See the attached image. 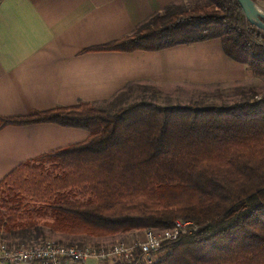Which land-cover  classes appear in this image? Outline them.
<instances>
[{
  "label": "trees",
  "instance_id": "trees-1",
  "mask_svg": "<svg viewBox=\"0 0 264 264\" xmlns=\"http://www.w3.org/2000/svg\"><path fill=\"white\" fill-rule=\"evenodd\" d=\"M228 37L226 56L264 78V31L237 0L168 6L130 35L84 52H156ZM243 97L221 105L142 100L116 112L80 102L0 117V130L54 124L88 133L0 181V234L102 239L184 221L196 230L163 243L152 264H264V96ZM142 261L135 250L124 264Z\"/></svg>",
  "mask_w": 264,
  "mask_h": 264
},
{
  "label": "crops",
  "instance_id": "crops-1",
  "mask_svg": "<svg viewBox=\"0 0 264 264\" xmlns=\"http://www.w3.org/2000/svg\"><path fill=\"white\" fill-rule=\"evenodd\" d=\"M189 1L0 0V117L80 102L108 112L142 100L167 105L155 97L186 105L179 101L186 90L198 97L199 88L256 81L226 56L224 38L156 52H84L130 35L168 6L182 10ZM87 137L83 130L54 124L1 129L0 181L23 162ZM103 240L110 239H92Z\"/></svg>",
  "mask_w": 264,
  "mask_h": 264
},
{
  "label": "built area",
  "instance_id": "built-area-1",
  "mask_svg": "<svg viewBox=\"0 0 264 264\" xmlns=\"http://www.w3.org/2000/svg\"><path fill=\"white\" fill-rule=\"evenodd\" d=\"M196 230L190 222L177 221L170 229L144 231L141 240L98 246L78 247L54 242L37 246H16L0 243V264H106L119 260L129 262L135 250L143 254V262L152 264L151 253L157 251L165 242H173L180 236Z\"/></svg>",
  "mask_w": 264,
  "mask_h": 264
},
{
  "label": "rangeland",
  "instance_id": "rangeland-1",
  "mask_svg": "<svg viewBox=\"0 0 264 264\" xmlns=\"http://www.w3.org/2000/svg\"><path fill=\"white\" fill-rule=\"evenodd\" d=\"M259 7L260 11L263 13L264 11V0H256ZM199 3H204V0H190L185 4V8L182 10H186L188 8L193 7L196 4ZM263 11H262V10ZM230 38H225L226 42ZM230 44V43H229ZM228 45V44H226ZM199 91L201 94L196 97V95L191 94L190 91L194 90H186L183 93L181 99H179L180 104H196L199 105H205V104H213V105H221V104H231L233 102L242 100L244 95H248L249 91H254L255 94H257V98L263 97L264 96V78H257L256 81H248L246 84H234V85H218V86H213V87H205V88H199L196 89ZM190 93V94H189ZM156 98V99H155ZM152 98V100H155L159 102L160 104H165L169 105L170 103H174V100H165L163 97H161L159 100L157 97ZM179 101L177 104H179ZM132 102V101H131ZM130 102H127L126 104L119 105L121 107L128 105ZM118 109H110V112H115ZM132 233V234H131ZM126 235H117L115 237H109V238H102V239H110V240H103L98 243H94L92 239L94 238H87V237H81V236H67V235H60V234H54L51 233L47 230L44 231L43 236L41 235L40 237L37 238V240H20L16 238H10L7 237L3 234H0V243L6 242L8 244H23L25 246H37L40 244H43L45 242H54V243H61L65 245H70V246H78V247H87V246H98L100 244H106V245H111V244H116L118 242H124L125 244L130 245L131 242L136 241V240H141L142 237L137 234L143 235V232H131ZM135 233V234H133ZM91 240V241H90ZM93 242V243H92ZM119 261V260H116ZM123 262V261H122ZM123 262L122 264H124ZM145 264V263H144Z\"/></svg>",
  "mask_w": 264,
  "mask_h": 264
},
{
  "label": "water",
  "instance_id": "water-1",
  "mask_svg": "<svg viewBox=\"0 0 264 264\" xmlns=\"http://www.w3.org/2000/svg\"><path fill=\"white\" fill-rule=\"evenodd\" d=\"M237 2L248 22L264 31V13L251 0H237Z\"/></svg>",
  "mask_w": 264,
  "mask_h": 264
}]
</instances>
